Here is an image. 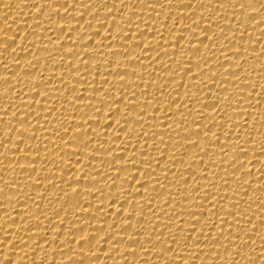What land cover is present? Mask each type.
<instances>
[{"label":"bare ground","instance_id":"bare-ground-1","mask_svg":"<svg viewBox=\"0 0 264 264\" xmlns=\"http://www.w3.org/2000/svg\"><path fill=\"white\" fill-rule=\"evenodd\" d=\"M0 264H264V0H0Z\"/></svg>","mask_w":264,"mask_h":264}]
</instances>
